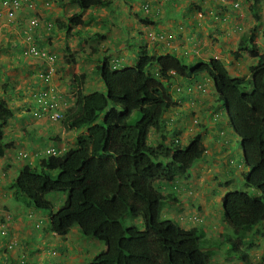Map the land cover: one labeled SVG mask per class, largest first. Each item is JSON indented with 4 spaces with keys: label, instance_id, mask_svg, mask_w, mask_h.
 <instances>
[{
    "label": "trees",
    "instance_id": "1",
    "mask_svg": "<svg viewBox=\"0 0 264 264\" xmlns=\"http://www.w3.org/2000/svg\"><path fill=\"white\" fill-rule=\"evenodd\" d=\"M259 1L251 0L255 24L241 34L233 53L235 59L246 54L255 60L247 76H231L218 58L183 62L173 52H157L154 46L149 50L142 41L131 66L116 67L103 53L98 57L94 72L103 91L85 93V73L69 78L71 95L68 105L58 111L59 130L26 128L25 138L45 135V140L58 146H49L56 154L45 156V152L33 149L35 164L25 161L19 167L8 197L18 201L22 196L35 209L48 213V229L57 236L65 237L76 227L82 236L103 242L105 250L88 264H213V249L223 245L224 234L218 233L213 239L198 227H183L173 219L162 218L166 196L156 186L187 177L205 154L200 131L183 139L187 140L184 144L178 140V131L165 130L163 116L179 106L176 97L183 100V92L190 96V87L180 91L177 86L171 91L172 84L188 86L191 79L205 77L229 119L230 134L239 139L245 186L257 191L254 196L243 190L228 191L221 199L224 233L228 229L232 233L226 238L229 255L249 263L248 234L264 223V53L255 42L262 25L256 7ZM68 2L79 12L68 17L66 23H56L67 37L73 27L91 22L90 15L82 19V12L111 4V0ZM188 5V11L195 5L200 9V3ZM135 16L141 24H154L149 16ZM261 37L264 47V28ZM98 46H92V52L99 53ZM64 60L68 64L76 62L72 53H66ZM9 102L0 95V158L15 146V140L4 133L15 116ZM22 105L29 110L27 102ZM42 113L39 110L37 114ZM151 131L158 135L157 143H148ZM65 132L76 133L75 138L72 135L75 141L67 147ZM51 193L65 194L62 204L56 206L46 197ZM125 216L140 218L141 222L129 226L123 220ZM3 244V263L8 258L11 264H26L23 259H11Z\"/></svg>",
    "mask_w": 264,
    "mask_h": 264
},
{
    "label": "rangeland",
    "instance_id": "2",
    "mask_svg": "<svg viewBox=\"0 0 264 264\" xmlns=\"http://www.w3.org/2000/svg\"><path fill=\"white\" fill-rule=\"evenodd\" d=\"M190 3H200V9L195 5L188 11L186 7ZM250 5L251 0H111L107 6L82 12V19L90 15L91 22L75 27L68 37L57 25L78 13V8L67 0H20L15 11L0 9V95L7 97L15 113L4 128L6 136L15 140V146L7 150L4 158H0V240L9 249L7 255L11 259H23L26 264H88L96 254L105 250L103 242L82 236L76 227L65 237L53 234L48 229V213L35 209L22 196L18 197V201L8 197L9 185L25 160L18 154L28 155L26 161L35 164V160H32L35 152L33 149L44 154L49 146L58 147L45 140V135L36 139L25 138L28 136L26 128L38 127L42 131L51 128L49 132L59 130L57 121L53 119L34 118L33 107L27 110L19 98L26 95L30 83L40 73V62L25 57L28 47L33 45L42 50L48 47L55 54V72L52 71L49 83L62 97L63 103L59 104L62 109L65 103L68 105L67 100L71 95L67 86L69 78L85 73V93L103 91V84L94 72L98 57L103 53L116 67L131 66L138 45L136 43L140 40H145L149 48L156 47L157 52L180 51L176 55L183 62H194L198 58H218L231 75L247 76L255 60L246 54L235 59L232 52L236 51L241 34L255 24ZM256 7L262 25L258 28L255 42L259 52L264 53L261 37L264 28V0H260ZM137 13L142 18L151 17L155 24L139 23L135 16ZM13 18L20 21L22 27L21 35L17 33L15 37H12L14 30L8 27V21H11L8 19ZM31 18H38L41 23L38 22V29H27L24 35L23 27L28 25ZM96 33L104 34L105 38L98 40L94 37ZM19 40L26 48L22 49L21 44L15 45L14 50L8 48L9 44ZM97 44L99 53L92 52V46ZM66 46L68 50L64 51ZM66 53L75 56V64L65 62ZM6 85H12L10 97L7 94L9 86ZM176 87L180 91L190 87L187 90L190 96L183 92V100L176 97L179 106L163 115L167 123L165 130L178 131V140L184 144L187 140L183 139L200 131L206 151L202 160L189 170L187 177L177 178L173 184L156 185L166 196L161 217L173 219L183 227H198L213 239L218 233H223L221 241L224 243L219 249H213L216 252L212 263L245 264L229 255L226 238L232 233L229 229L228 233H224L226 227L222 220L221 200L228 191L243 190L251 196L257 194L256 189L245 186V172L240 161L242 150L238 149L239 139L230 134L229 121L210 80L196 77L188 86L183 87L174 83L171 91H176ZM150 133L148 143H157L158 135L152 131ZM72 135L75 138L76 133H64L65 147L75 141ZM46 197L58 206L64 201L65 194L51 193ZM123 220L129 226L141 222L140 218L137 220L131 216H125ZM4 230H8L7 235ZM248 239L251 247L247 264H264V223L249 233ZM2 241L0 264H11L8 258L3 263L5 250Z\"/></svg>",
    "mask_w": 264,
    "mask_h": 264
},
{
    "label": "clouds",
    "instance_id": "3",
    "mask_svg": "<svg viewBox=\"0 0 264 264\" xmlns=\"http://www.w3.org/2000/svg\"><path fill=\"white\" fill-rule=\"evenodd\" d=\"M68 2V0H67ZM19 3H20V0H0V9L2 8H8V11H15L18 6H19ZM70 3V2H69ZM73 4V3H72ZM75 5V4H74ZM143 7H147V5H144ZM78 8V7H77ZM89 10V9H88ZM78 12H79V9H78ZM70 17V16H69ZM68 18V17H67ZM66 18V19H67ZM65 19V20H66ZM8 20H11V21H8V27H11L12 30H14V35H12V37H15L17 33L20 34V29L22 27L21 26V23L20 21H17L16 18H13V19H8ZM152 20V19H151ZM41 23L40 20L37 18H31L29 21H28V25H24L23 29V34L25 35V33L27 32L26 30L27 29H38V26L39 24ZM66 23V21H65ZM154 23V22H153ZM155 24V23H154ZM152 24V25H154ZM49 27V26H48ZM75 27H80V26H75ZM73 27L72 30L75 28ZM41 29V28H40ZM47 29H50V28H47ZM63 31V30H61ZM64 32V31H63ZM96 34H100V33H96ZM96 34L94 35L95 38H100L99 36H96ZM21 35V34H20ZM104 35V34H102ZM105 36V35H104ZM103 36V37H104ZM100 40V39H98ZM142 41L145 43V40H140L138 41L136 44L140 45L142 44ZM152 41V40H151ZM20 44L22 45V49L23 48H26L22 43V41H15L13 42V44H9L8 48H11V49H16L15 48V45H19ZM137 45V46H138ZM148 46V45H147ZM31 48H35L36 50H38L37 54H33L31 52ZM149 48V46H148ZM156 48V47H155ZM137 49V48H136ZM149 50L152 51V47L149 48ZM180 51L178 52H173L175 54H178ZM234 52H232V55H233ZM26 58H31V59H34L35 61L37 60V62H40L39 65H38V69H39V77L36 78L35 80H33L30 84V88H27L28 91L26 92V95L24 97H19L23 100V102H27L28 103V107L30 108L31 106L33 107V110H32V115L34 118L36 119H53L56 121V119L58 118H53V114L54 112H58L62 107L59 105L60 103H63L62 102V97L60 96V94L58 92H56L54 90V88L50 85L49 81L50 79L52 78V74L55 72V70H53V65L55 64V54L53 53L52 50L50 49H47V48H44V50L42 49H38L36 48L35 46H29L28 49H27V52H26V55H25ZM135 57H136V54H135ZM210 58V57H209ZM215 58V57H214ZM208 59V58H207ZM135 60V58H134ZM134 62V61H133ZM223 62V61H222ZM224 64V63H223ZM225 65V64H224ZM254 65V64H253ZM252 65V66H253ZM251 66V67H252ZM226 67V66H225ZM227 69V68H226ZM53 71V73H52ZM228 71V70H227ZM229 73V72H228ZM230 74V73H229ZM231 75V74H230ZM233 76V75H231ZM233 77H239V76H233ZM193 80V79H191ZM21 88V86L19 87ZM19 88L17 90H19ZM31 89V90H29ZM8 95L9 97L12 95V85H10L8 87ZM19 92V91H17ZM16 97V96H15ZM7 98V97H6ZM15 99V98H14ZM44 101L50 103V102H55L56 103V107L53 108V109H49L47 106L44 105ZM10 103V102H9ZM39 110H42V114H37ZM226 115V114H225ZM228 119V117H227ZM229 121V119H228ZM151 134V133H150ZM149 134V136H150ZM183 142V141H182ZM48 149H51V148H48ZM47 150V149H46ZM45 150V151H46ZM44 151V152H45ZM6 155V154H5ZM49 154H46L45 153V156H48ZM18 156H21L22 159H25L23 160V163H25L26 161V158L28 157V155H25V154H21L19 153ZM4 158V157H3ZM33 158V157H32ZM21 164V165H22ZM11 245H9V248H10Z\"/></svg>",
    "mask_w": 264,
    "mask_h": 264
},
{
    "label": "built area",
    "instance_id": "4",
    "mask_svg": "<svg viewBox=\"0 0 264 264\" xmlns=\"http://www.w3.org/2000/svg\"><path fill=\"white\" fill-rule=\"evenodd\" d=\"M30 50H31V52H32L33 54H37V53H38V52H37L38 50H36L35 48H34V49L31 48ZM43 103H44V105L47 106L49 109H53V108L56 107V103H55V102H50V103H48V102L44 101ZM52 117H53V118H57V117H58V112H54V114H53ZM45 153H46V154H49V155H54V154H56V151H55V149L51 148V149H47V150L45 151Z\"/></svg>",
    "mask_w": 264,
    "mask_h": 264
}]
</instances>
